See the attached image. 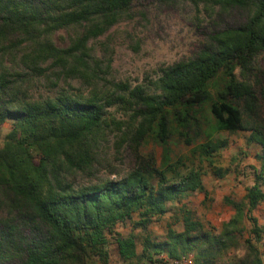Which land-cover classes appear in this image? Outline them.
Here are the masks:
<instances>
[{"label":"trees","instance_id":"obj_1","mask_svg":"<svg viewBox=\"0 0 264 264\" xmlns=\"http://www.w3.org/2000/svg\"><path fill=\"white\" fill-rule=\"evenodd\" d=\"M135 1L0 0V126L12 123L0 143V194L21 217L19 227L6 223L0 230V258L7 250L17 254L16 264H110L112 237L122 264H168L162 255L189 253L196 264H211L250 219L256 244L246 240L250 253L239 264H262L257 244L264 225L253 212L264 203V123L247 121L240 103L251 114L257 95L264 99V65L255 69L264 53V0H183L199 11L201 5L219 14L240 10L247 18L212 33L196 57L163 68L154 82L156 92L142 84H118L117 99L132 111L128 131L134 129L136 145L148 135L162 144L175 131L186 136L182 129L200 126L196 108L210 105L206 140L176 160L166 152L159 167L140 161L123 178L80 184L79 176L96 168L101 141L115 121L107 109L113 101H104L95 90L89 96L61 91L39 100L21 89L24 75L47 72L92 83L102 60L91 40L128 17ZM62 29L73 32L66 47L54 40ZM8 54L22 70L5 62ZM215 130H247V145L259 148L258 166L252 168V184L245 186L242 200L225 197L235 213L220 232L195 218L186 199L196 192L204 200L210 197L207 175H242L231 167L249 153L241 151L231 166L224 165L222 150L229 142L212 136ZM126 221L132 229L125 234L117 227ZM155 221L164 222V234L149 230Z\"/></svg>","mask_w":264,"mask_h":264},{"label":"rangeland","instance_id":"obj_2","mask_svg":"<svg viewBox=\"0 0 264 264\" xmlns=\"http://www.w3.org/2000/svg\"><path fill=\"white\" fill-rule=\"evenodd\" d=\"M201 11L190 1H175L164 3L158 0H137L133 4L129 16L119 21L104 35L91 40L90 45L95 47L96 55L102 60L98 67V77L92 83H87L80 78L66 79L56 74L47 72L44 75H24L23 90L33 99L43 100L55 97L61 91L71 94H84L89 96L94 90L105 100H112L108 106L111 131L107 134L99 146V156L96 168L89 174H82L78 178L80 184H89L103 178L120 179L139 167L140 161L151 163L159 167L168 152L173 160L187 153L189 149L206 140L205 132L209 131V123L212 120L210 105L206 104L196 108L200 119V126L191 124L187 129H182L187 135L173 132L167 144H162L153 135H148L141 140L139 145L134 141L133 130L128 131L133 122L132 111L117 99L121 91L119 83H127L132 87L142 84L150 92H156L154 82L161 76L162 69L180 60L196 57L199 52L209 45V36L217 30L228 26H237L246 21L247 15L240 10H231L227 13H216L201 5ZM71 30L62 29L56 32L54 40L58 46L69 45ZM8 54L4 60L11 68L22 70ZM110 64V66H108ZM264 65V53L256 60L255 69ZM16 66V67H15ZM256 72V71H255ZM239 78L240 69L237 72ZM256 83V78L252 77ZM253 112L246 110L244 102L240 106L244 109L245 119L264 123V99L257 95ZM111 115V116H110ZM116 122H124L121 127ZM135 123V122H134ZM11 121H6L0 126V143H2L10 131ZM247 124V123H246ZM249 125V124H247ZM124 131H128L125 140L121 139ZM249 131L241 130L231 133L225 130H215L212 136L226 138L229 145L222 150L224 165H232L235 154L245 151L244 155L232 169L241 172L242 175L230 173L224 178H216L213 175L205 177V183L210 191V197L206 200L200 192L192 194L186 199L195 218L201 220L207 229L220 232L223 223L229 220L235 213V209L225 203V197L232 195L236 200H242L246 192L245 186L252 184L251 171L258 166L255 154L258 146L247 145ZM188 140L191 144H188ZM168 213L167 216H169ZM253 216L264 225V203L258 206ZM20 216L12 211L7 200L0 194V230L4 224L20 226ZM17 220V221H15ZM245 231L236 236V241L227 244L217 259L211 264H239L249 256L250 249L247 239L256 244L255 234L251 233L252 223L245 220ZM132 229L130 221L119 223L117 230L128 233ZM149 230L155 234H164V222L155 221L149 226ZM23 234L28 233V227L23 225ZM252 244V243H251ZM258 245L262 261L264 260V246ZM110 264H122L114 239L110 237ZM15 251H5L0 261L3 264H16L18 262Z\"/></svg>","mask_w":264,"mask_h":264},{"label":"built area","instance_id":"obj_3","mask_svg":"<svg viewBox=\"0 0 264 264\" xmlns=\"http://www.w3.org/2000/svg\"><path fill=\"white\" fill-rule=\"evenodd\" d=\"M262 244L264 246V232L262 233ZM163 258L167 259L168 264H196L195 257L192 253L184 254L179 257H173L169 258L165 254L162 255ZM262 264H264V260L262 261Z\"/></svg>","mask_w":264,"mask_h":264}]
</instances>
